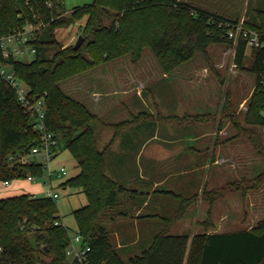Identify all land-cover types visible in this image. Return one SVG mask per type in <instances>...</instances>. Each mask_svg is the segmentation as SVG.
<instances>
[{"label":"trees","instance_id":"16d2710c","mask_svg":"<svg viewBox=\"0 0 264 264\" xmlns=\"http://www.w3.org/2000/svg\"><path fill=\"white\" fill-rule=\"evenodd\" d=\"M258 12L262 18L258 17L253 27L264 30V10ZM82 19L85 22L80 47L62 49L55 32ZM225 23L236 24V20L178 0H92L69 12L64 9L62 0H0V38L31 27L28 32L31 40L26 45L35 50L30 62L19 61L11 55L4 58L0 50V62L11 67L16 77L28 86L34 100H43L44 125L56 141L54 156L59 151H67L78 167L77 174L59 187L78 189L85 196L86 204L72 214L76 234L81 237V244L88 247L87 264H264V221L251 230L225 234L203 232L189 237L171 235L167 230L169 222L162 217L159 232L149 237L139 236L133 246L113 245L105 223L113 221L115 214L126 216L125 210H117L121 196L126 195L131 200L145 198L146 193L133 190L126 181L115 177L109 161L111 146L123 129L134 128L149 116L142 113L115 124L102 123L85 105L60 89L61 83L122 57L127 56L135 65L146 48L162 71L168 73L190 61L196 53L205 55L211 44L232 45L225 37ZM258 35L264 42V32ZM245 51V41L239 39L233 52V65L239 70L247 69ZM250 51L248 71L255 76V85L247 102L244 122L264 127V52ZM228 104L224 103L223 110L229 108ZM175 120L177 118L168 119ZM96 122L113 130L102 150L97 149L92 130ZM144 127L146 130L150 126ZM131 134L134 135L132 132L121 134L124 144L130 142ZM246 137L264 157V146L255 133L249 132ZM38 143L39 135L33 130L29 115L17 102L14 90L0 82V182L27 176L37 180L44 176L39 164L20 159ZM223 192H218V196ZM156 193L179 198L170 190L155 188L152 194ZM153 217L142 214L135 219ZM69 241L55 201L28 194L0 199V264H66Z\"/></svg>","mask_w":264,"mask_h":264},{"label":"rangeland","instance_id":"374dc122","mask_svg":"<svg viewBox=\"0 0 264 264\" xmlns=\"http://www.w3.org/2000/svg\"><path fill=\"white\" fill-rule=\"evenodd\" d=\"M178 1L228 20H236L251 33L264 32L262 28L253 27L260 16L262 18L258 10H264V0ZM91 2L62 0L66 12ZM84 22L82 19L55 32L62 49L75 44L81 36ZM108 22L105 20L106 24ZM26 29L31 30V27ZM233 52L234 44H211L205 55L196 53L190 61L165 73L146 48L135 65L127 56L122 57L60 84L63 93L85 105L102 123L115 124L142 113L149 116L128 130L134 134L133 150L137 151L153 131L155 135L140 151L138 168L135 159L131 165V154L124 159L128 162V172L136 175L134 179L139 181L149 176L156 188L170 190L180 198L157 193L148 200H129L128 196H121L117 210H125L126 216L115 214L113 224L105 223L111 242L116 247L130 245L137 235L149 237L159 232L162 217L169 222L167 230L171 235L189 237L203 232L251 230L258 222L264 221V177L259 178L264 172V157L259 153L261 150L254 148L253 142L246 137L249 132H254L260 145L264 146V127L244 122L247 102L255 85V76L248 71L251 51H245L246 70L234 67ZM33 57L27 49L23 55L15 56L22 62H30ZM226 101L230 106L223 110ZM169 118L177 120L170 122ZM100 122L92 125L98 150L104 149L113 134L112 129L103 127ZM144 126L150 127L145 130ZM124 135L111 146L113 153L109 161L112 167L121 155ZM187 147L192 148L191 151L183 153ZM197 149L200 153L195 152ZM146 157L149 158L150 174L144 169ZM59 166L65 168V177L60 180L53 177L48 181L44 173L32 184L42 189L37 197L43 196L48 185L57 192V215L72 239L77 230L72 211L83 207L86 199L78 189L59 187L60 183L78 172L67 151H59L50 163L51 169ZM18 182L26 184L25 179ZM1 185L2 182L0 192L2 187L5 188ZM136 185L140 187V184ZM218 192H223V195L218 196ZM145 202L147 205L143 206ZM146 213L154 217L145 224L135 219L136 215ZM69 262L70 258L65 261L66 264Z\"/></svg>","mask_w":264,"mask_h":264},{"label":"built area","instance_id":"2783aa9c","mask_svg":"<svg viewBox=\"0 0 264 264\" xmlns=\"http://www.w3.org/2000/svg\"><path fill=\"white\" fill-rule=\"evenodd\" d=\"M224 32L227 40H230L232 44L241 39L245 41L246 49L249 50H262L264 52V42L260 40L258 33L250 32L245 30L241 24L225 23ZM29 30L26 28L24 31L0 38V50L2 56L7 58L11 55L15 58L16 55H23L25 49L30 54L35 53V50L26 43L31 40V36L28 34ZM0 82L7 83L16 95L17 102L21 105L24 111L29 115L33 130L39 135V143L33 147L27 156L22 157L23 162L34 161L39 164L46 174L48 181L51 178L57 180L62 179L66 176V170L63 166H59L55 169H51L50 163L54 158V148L56 146V141L53 135L47 131L44 125V112L45 107L42 99L34 100L29 95V88L26 84L20 81L15 73L12 71L11 67L4 65L0 62ZM27 182L33 183L36 179L31 176H27L25 179ZM9 185L8 181L2 182V186L7 187ZM43 197L50 198L55 201L58 199V194L55 192L50 185L43 191ZM88 251L87 246L81 244V237L75 234L72 239H70L68 247L65 251L67 258L71 259V262L75 261L78 264H87L86 252ZM69 262V263H71Z\"/></svg>","mask_w":264,"mask_h":264},{"label":"crops","instance_id":"0c3cea01","mask_svg":"<svg viewBox=\"0 0 264 264\" xmlns=\"http://www.w3.org/2000/svg\"><path fill=\"white\" fill-rule=\"evenodd\" d=\"M137 95H139L138 91H137ZM123 133H128V130L127 129H123L120 132V134L118 135V137L116 138L115 143L120 141L121 134H123ZM129 135H130V133H129ZM133 137H134V135L131 134L130 142L127 143V144H123L122 145V149H121L122 151L120 152L121 155L114 162V171H115L114 174H115V177L117 179H119L121 181H126L128 183V185H129V187H131L133 190H140V191L146 193V197L145 198L148 200V198L152 195V192L155 190L156 184L153 181L148 179L149 176H147L146 179H143V180H140V181L134 179V177L136 175H133V173H131V172L129 173L128 172V169H129L128 162H127V160L125 161L124 159H126L127 156L129 157V155L131 154L130 163H131V165H133V160L135 159L134 162L136 163V168H138V165H139L138 164V159H139L140 151L144 148V145L148 144L149 140H153L154 139L155 135H154V131H153L152 134H151V137L148 138V140H146L141 145L140 151L139 150L138 151L137 150H133V140H132ZM112 148L113 147H111V151H112ZM191 149L192 148H190V147L189 148L188 147L184 148L183 153L187 152L188 150L191 151ZM195 152L196 153H200L199 149L195 150ZM148 163H149V158L146 157V160H144V162H143V164H145L144 165L145 166L144 169H145V172H147V173L149 172V174H150L151 168L148 166ZM196 163H198V161ZM139 178H142V176H140ZM12 182H15V184L11 185ZM25 183L26 184L18 182V180H14V181L9 182V185L7 187H5V188H3L2 185H1L2 191L0 192V199L7 198V197H14V196L22 195V194H28V195L36 196V194L38 192L42 191V189L40 187L34 186L31 182H27L26 181ZM137 183L140 184V187L136 185ZM146 205H147V203L145 202L143 204V206H146ZM147 214H149V213H146V215ZM113 221H109L108 223L109 224H113ZM148 221H149V219H145V220H141L140 223L145 224ZM135 223H137V222H135ZM148 231L149 230L145 231V232H147L146 234H148ZM225 233H231V232L211 233V234H225ZM193 235H195V234H193ZM193 235H191V236H193ZM138 239H139V236L137 235L135 237V240L130 245L137 244L138 243ZM118 247H121V246L118 245Z\"/></svg>","mask_w":264,"mask_h":264},{"label":"water","instance_id":"95a60500","mask_svg":"<svg viewBox=\"0 0 264 264\" xmlns=\"http://www.w3.org/2000/svg\"><path fill=\"white\" fill-rule=\"evenodd\" d=\"M82 42H83V39H82L81 36H79V37L77 38L75 44L72 46V49H73V50H77V49L80 47V45L82 44Z\"/></svg>","mask_w":264,"mask_h":264}]
</instances>
